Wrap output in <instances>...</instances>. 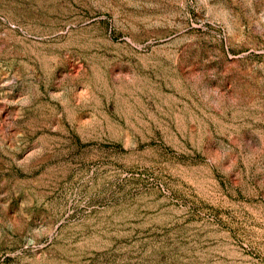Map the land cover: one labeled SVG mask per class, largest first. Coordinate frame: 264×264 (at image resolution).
<instances>
[{
    "label": "rangeland",
    "instance_id": "obj_1",
    "mask_svg": "<svg viewBox=\"0 0 264 264\" xmlns=\"http://www.w3.org/2000/svg\"><path fill=\"white\" fill-rule=\"evenodd\" d=\"M0 264H264V0H0Z\"/></svg>",
    "mask_w": 264,
    "mask_h": 264
}]
</instances>
